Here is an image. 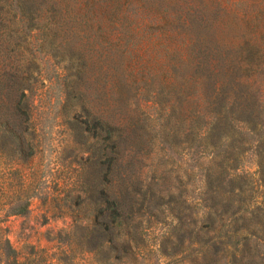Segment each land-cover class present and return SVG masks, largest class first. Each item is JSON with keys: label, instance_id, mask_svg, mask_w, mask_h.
<instances>
[{"label": "rangeland", "instance_id": "rangeland-1", "mask_svg": "<svg viewBox=\"0 0 264 264\" xmlns=\"http://www.w3.org/2000/svg\"><path fill=\"white\" fill-rule=\"evenodd\" d=\"M117 1H110L103 26L90 31L89 39L75 36L71 43L72 49L86 54L84 78L76 83L75 90L83 95L85 107L94 116L117 125L134 126L138 102L145 106L148 99L169 94L172 87L164 85L162 80L178 58L183 60L174 50L180 44L178 36L183 39L193 32L198 47L215 52L218 46L233 47L249 32L245 24L232 19H226L224 24L215 23V0H201L202 16L209 19L203 24L163 27L152 19L162 18L179 6L184 15L187 0H149L144 6L131 8L136 17L139 13L151 18L140 20L137 25H125V31L134 29L136 32L125 46V42L119 44L118 41L123 21L118 18L121 6ZM47 17L42 15L40 21L46 24ZM4 23L5 28H0V70L5 62L9 64L7 69L10 66L12 70L20 69L28 55L23 39L27 36L40 76L39 89L34 90L31 99L34 110L29 133L18 141L13 137L3 140L0 133V241L2 237L9 240L13 249L9 253L0 249V264H205L208 260L215 261L214 235L204 236L197 230L192 233L204 215L200 205L204 176L210 170L215 172V157L203 153L200 147L185 153L171 149L160 138L153 140V145L143 143L140 149L130 142L127 152L117 160L119 169L109 177L111 183L105 182V165L101 161L106 158L95 157L91 152L103 142L87 135L84 145H79L67 125L63 65L39 50L41 32L31 34L24 28L16 31L18 25L12 15H4ZM53 27L46 28L44 33H54ZM11 30H14L12 35ZM7 48L9 55H6ZM137 52L141 57L134 58ZM187 53L181 73L189 79L182 91L184 101L189 100L184 103V129L195 126L200 113L208 121L215 101V86L212 89L215 72L205 67L197 70L192 61L196 59L193 47ZM150 56L157 61L155 70L160 71L153 81L147 85L125 84L123 75L128 76L130 61L133 59L136 63L139 58L142 62ZM234 59L239 61L240 57ZM259 68L255 94L264 123V60ZM10 102L11 97L0 92V106H11ZM128 102L132 106L126 107L124 103ZM148 103L151 119L146 121L147 129L157 131L163 123L162 108L157 111L154 104ZM71 111L80 113V110ZM247 138L251 145L239 173L252 175L258 170L256 152L252 148L257 138L248 133ZM102 182L119 202L121 191L127 187L131 190L140 182L144 190L152 193L145 211L129 213L120 230L115 228L105 238L87 233L93 229L95 204L99 202L98 195L92 197L91 194L101 189ZM172 197L176 203L169 202ZM24 206L27 211L20 213ZM178 210L188 226L180 237H175L173 232L178 221L174 214ZM139 224L145 239L142 243L139 242ZM207 241V246H203ZM177 251L182 254L174 255Z\"/></svg>", "mask_w": 264, "mask_h": 264}, {"label": "trees", "instance_id": "trees-1", "mask_svg": "<svg viewBox=\"0 0 264 264\" xmlns=\"http://www.w3.org/2000/svg\"><path fill=\"white\" fill-rule=\"evenodd\" d=\"M110 1L0 0V28H5L4 15H12L18 25L16 31L24 28L31 34L35 31L41 32L39 50L47 52L57 64L63 65L66 73L65 111L67 125L75 133L76 143L84 145L87 135L93 140L103 142L102 146L91 149V152L95 157L106 158L101 161V164L105 165V182L111 183L109 177L114 170L119 169L117 160L127 152L126 147L130 142H134V146L139 145L140 149L143 143L153 145V140L160 138L171 149H180L185 153L200 147L203 153L215 157V172L210 170L204 176V193L200 198L204 215L200 224L197 223L192 230V233L197 230L201 235L215 237V261L208 260L205 264H264V123L259 111L260 101L255 94L256 73L264 60V0H215V23L224 24L226 19H232L234 22L245 24L249 32L244 33L242 41H238L233 47L226 49L218 46L215 52L214 49L198 47L193 32L191 35H184L183 39L178 36L180 44L174 50L183 60L178 58L168 71L169 77L166 75L162 80L164 85H170L172 88L168 95L148 99L145 106L138 102L134 110V126L117 125L109 119L94 116L85 107L83 95L75 90L76 83L84 78L86 54L72 49V40L75 36L89 39L90 31L103 26ZM148 1H117L121 6L118 18L123 21L118 37L119 44L125 42L126 46V43L136 36L134 29L125 31V25H137L140 20L151 18L138 12L137 17L131 13L132 7L144 6ZM186 9L183 15L179 6L178 10L168 11L162 18L154 17L152 22L163 27L182 28L191 27L196 23L203 24L209 20L202 16L204 7L201 0H187ZM44 14L49 17L46 24L40 21ZM195 16H201V19L196 20ZM133 18L137 20L133 21ZM50 26H54V33H44ZM13 31L11 30L10 35ZM26 38L27 36H24L23 39L28 55L20 69L12 70L11 66L7 69L9 64L5 62L3 70H0V92L11 97V106H0V133L3 140L13 137L18 141L30 131L34 110L31 99L34 90L39 89L37 86L40 68ZM190 47H193L196 53V59L192 60L196 69L205 67L209 72H215V84L212 86V89L215 86V101L208 121H205V117L200 113L198 120L194 121L195 126L184 129V103L189 100L184 101L182 91L189 79L181 73L185 64L184 57H188L187 51ZM7 51L6 55H9L8 48ZM138 52L134 58L141 57ZM150 57L141 58L142 62L138 58L137 64L132 59L127 66L130 72L128 76L123 75V82L135 85L151 83L160 71L155 70L156 59ZM236 57H240L239 61L234 59ZM199 99L202 101L204 98ZM148 102L154 104L157 111L162 108L163 123L157 131L149 132L147 129L146 121L151 119L147 111ZM124 104L126 107L132 106L130 102ZM71 109L80 110V113L72 112ZM247 133L257 138L252 148L256 152L258 170L252 175L239 173L243 157L251 145ZM141 184L142 182L134 185L131 190L126 186L119 195L121 202L115 200L116 195L113 196L104 188L103 182L101 189L98 188L96 192L93 193L91 189V196L98 195L99 202L95 204L93 229L87 233H96L105 238L110 236V232H114L115 228L120 230L131 213L145 211L149 195L152 193L150 190H144ZM169 202L176 203L173 197ZM26 211L27 206H24L20 213ZM175 212L178 224L173 236L180 237L188 225L182 212ZM138 228L139 242H145L140 224ZM183 242L185 241L181 240V243ZM207 244L208 241L203 246ZM0 249H5L8 253L13 250L9 240L4 237L0 241ZM179 254H182V251L174 253Z\"/></svg>", "mask_w": 264, "mask_h": 264}]
</instances>
